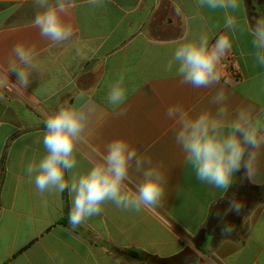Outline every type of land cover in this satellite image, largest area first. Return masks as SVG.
<instances>
[{"label": "crops", "instance_id": "0c3cea01", "mask_svg": "<svg viewBox=\"0 0 264 264\" xmlns=\"http://www.w3.org/2000/svg\"><path fill=\"white\" fill-rule=\"evenodd\" d=\"M75 4L65 17L74 28L72 40L53 45L30 26L34 0H0V76L16 43L34 46L40 66L29 88H0V264H264V210H257L264 202L238 238H227L233 243L203 233L211 208L227 193L196 178L164 116L169 105L211 108L207 90L181 86L177 65L171 71L165 66L178 42L201 34L212 42L227 31L224 11L199 7L198 0ZM176 5L182 14H176ZM231 14L241 30L218 66L222 82L233 103L264 109V67L254 60L246 30L254 18L264 17V0H239ZM121 74L127 99L116 107L106 97ZM89 97L98 105L88 126L94 134L86 130L77 143V166L69 178L100 161L109 141L120 136L165 174L166 194L163 207L139 213L106 203L99 215L69 231V193L38 192L26 168L45 153L46 115ZM130 176L133 182L141 178L134 171ZM250 184L264 187V167Z\"/></svg>", "mask_w": 264, "mask_h": 264}, {"label": "clouds", "instance_id": "9594fccd", "mask_svg": "<svg viewBox=\"0 0 264 264\" xmlns=\"http://www.w3.org/2000/svg\"><path fill=\"white\" fill-rule=\"evenodd\" d=\"M88 3L100 7L103 0H88ZM34 6L37 11L30 26L37 29L42 38L53 45L72 40L74 28L65 17L76 7L75 0H34ZM198 6L213 11L223 10V27L227 31L216 36L212 42L207 34H201L198 39L178 42L165 70L171 71L173 65H177L180 85L207 90L211 108L193 107L186 110L179 104L169 105L164 109V116L172 122L175 142L196 178L227 193L239 173L243 172V178L250 183H256L264 167V160L261 159L264 153V109L258 110L243 101L233 103L218 67L232 50L233 36L241 30L236 16L231 14L239 8V0H198ZM174 11L177 15L182 14L178 5ZM246 30L252 37L254 60L264 67V17L254 18ZM36 55L34 46L14 44L7 59L5 74L0 76V88L9 91L17 87L29 88L33 74L40 70L35 62ZM12 76L15 80L11 79ZM0 99L3 97L0 96ZM106 99L108 104L116 107L125 103L127 89L123 74L110 85ZM97 108L98 105L89 97L79 106L64 103L46 115L42 137L45 153L26 168L38 192L69 193V231L99 215L103 205L109 202L119 209L139 213L142 209L163 207L165 200V174L120 136L109 141L100 161L86 172L74 173L69 178L67 173L77 166V143L86 130L88 135L94 134L88 126ZM126 114V110L120 112L121 117ZM133 171L141 177L138 182L131 179L130 172ZM244 209V203L233 197L227 199L223 212L217 213L220 234L225 238L222 243H233L227 238L235 231L234 225L226 218L233 213L241 216ZM257 210H264V205H258ZM189 247L198 257H202L203 254L193 243L190 242Z\"/></svg>", "mask_w": 264, "mask_h": 264}, {"label": "trees", "instance_id": "16d2710c", "mask_svg": "<svg viewBox=\"0 0 264 264\" xmlns=\"http://www.w3.org/2000/svg\"><path fill=\"white\" fill-rule=\"evenodd\" d=\"M248 188H252L255 193H257V199L256 203L254 206H251L249 209V216L254 207L262 201V197L264 194V187H257L253 186L252 184L249 183L248 180L243 178V172L239 173L238 176L235 179V183L233 184L232 188L227 192V194L220 199L210 210L209 218L206 224L203 227V233L211 234L212 236L215 237V242H220L221 240L225 239L224 237L221 236L220 234V227H219V217L217 216V213L220 212L222 213L223 210L227 207V199L235 197L237 200H241L242 195L245 190ZM246 208L244 209V211ZM243 213L241 214V216ZM227 220V219H226ZM62 224H66L64 220L61 221ZM231 224L234 225L235 231L231 235V237L228 238H238L239 234H241L246 228H242L243 222L239 219L236 222H231ZM135 256H137V253H133ZM161 263L163 261L161 260Z\"/></svg>", "mask_w": 264, "mask_h": 264}, {"label": "rangeland", "instance_id": "374dc122", "mask_svg": "<svg viewBox=\"0 0 264 264\" xmlns=\"http://www.w3.org/2000/svg\"><path fill=\"white\" fill-rule=\"evenodd\" d=\"M261 197H262V201L259 202L258 204H261L264 202V194ZM256 199H257V193H255L252 188H248L247 190H245L240 201L244 203L246 210L243 212L242 216H238L234 213L230 214L226 218L227 221L231 223V222H236L240 219L243 222L242 228H246L249 224V218H250L249 209L251 206H254V204L256 203ZM255 207H254V209H255ZM253 210H252V212H253ZM252 212L250 213V215L252 214Z\"/></svg>", "mask_w": 264, "mask_h": 264}]
</instances>
